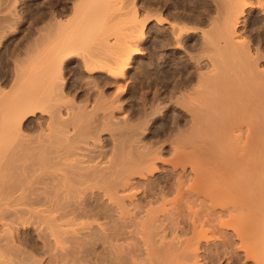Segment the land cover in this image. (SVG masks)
Segmentation results:
<instances>
[{
	"label": "bare ground",
	"instance_id": "1",
	"mask_svg": "<svg viewBox=\"0 0 264 264\" xmlns=\"http://www.w3.org/2000/svg\"><path fill=\"white\" fill-rule=\"evenodd\" d=\"M8 1L4 10L12 13L17 2ZM111 1L57 2L48 24L31 31L29 52L12 61L11 88L0 89V182L11 183L2 186L8 193L0 189L9 199L0 197L3 208L11 199L24 207L16 203L14 211L28 213L49 264H264V0H203L188 26L143 15L147 33L154 24L161 45L188 57L187 76L169 80L167 63L164 90L143 91V109L156 96L172 114L174 134L157 139L147 135V121L133 126L120 110L142 36L132 34L136 8L127 29L122 25L125 32L133 27L130 35L111 19L102 27V12L119 10ZM69 54L80 58L93 95L65 84L61 66ZM153 107L150 115L160 111ZM1 217L3 249L14 227ZM5 251L0 264H23L29 253L8 260Z\"/></svg>",
	"mask_w": 264,
	"mask_h": 264
},
{
	"label": "rangeland",
	"instance_id": "2",
	"mask_svg": "<svg viewBox=\"0 0 264 264\" xmlns=\"http://www.w3.org/2000/svg\"><path fill=\"white\" fill-rule=\"evenodd\" d=\"M1 1V0H0ZM61 2V0H16V2L17 3H15V8H12L11 9V11H13L12 13H9L8 12V10L6 11V10H4L6 7H7V4H9L8 2V0H2L1 2H0V19H2V20H4V21H6V22H3L4 24V26H5V28H7V29H5L6 30V33H4L2 36L0 35V84L2 85H0V89H4V91H9L10 90V88H11V81H12V68H13V66L12 65H14L13 64V62L12 61H16L15 59H16V56H19V55H21V56H19V58L20 57H23L24 55H26L28 52H29V50L31 49H29V46L27 45V42L28 41H30V38L29 37H31V35H32V32L31 31H33L34 32V30H36L35 28H38V26H44V25H47L48 24V22L49 21H47V20H50L49 19V14L51 13L50 11H51V9L53 10L54 8H56V3L57 2ZM63 1V0H62ZM67 1H71V0H67ZM111 0H109V2H110ZM114 1V0H113ZM145 1H146V3H147V0H116V1H114L113 2V4H111L112 3V1H111V3H109L110 4V6L112 7V5L114 6V4H116L117 5V9H119V10H116V6H114L115 8H113L112 7V9H114L115 10V12H114V10L111 12V10H109V12H111V14H116L117 12V16H119L120 15V13L119 12H123V13H121V17L119 16V17H116V15H114L113 14V16L112 15H110V13L108 12H102V16H103V14H105V19H103V17H101L102 19H101V21H102V23L104 22V24H103V26L102 27H104L105 28V26L106 25H108V27L110 26L109 24H111V22H112V25H114L115 27H118L119 25H121V28H120V26L118 27V28H120L121 30L123 29V27L125 26L126 27V29H127V25H129L128 23L129 22H131L132 20H130V19H132V18H129V15H130V17H134V16H132V14L134 13V8H136V14L134 13L133 15H135L137 18H135V20L133 21L134 23H135V21L137 22V23H140V27L138 26V24L136 23V29L139 31V30H143L142 32H144V33H141V31L140 32H138V33H136L137 32V30L135 29V28H133V32H135V33H133L132 32V34L133 35H136V34H139V36H134V37H137V39H139L141 36V41H140V39H139V43H138V46L139 47H142V49L140 48V51L142 52V53H139V54H137V55H134L133 56V58L131 59V65H130V67H129V69H128V73L126 74V77L125 78H127V81H126V86H125V89H124V92L122 93V95H121V98H122V101L120 102L121 103V109L120 110H123V111H125L126 112V114H127V117L129 118V120H130V122L132 123V125L133 126H135L134 124H136V123H141L142 121L143 122H145L146 123V121L148 122V123H146V125H147V127H148V129L147 130H149V132L148 133H150V134H148L147 133V135H151V136H149V138H151V137H154V138H163V137H165V136H168L169 134H171V133H173V132H175L174 130H175V128H172V127H174V124L172 123V114H171V111L170 110H166V111H164L165 110V108L163 109L162 107H161V105H163V103L164 102H161V100H159V99H157L156 100V96L155 97H153L152 98V101L154 100V102H152L151 101V103H149L148 104V106H146L145 105V109H143L142 107H143V104H142V95H143V91L144 90H146V92L148 91L149 93L150 92H152L153 93V91L152 90H154L156 87H160V82L161 81H163V80H167L166 79V77H164L163 76V73L160 71L161 70V68H165L164 66H165V64H170V66H166V68H168L167 70L169 71V74H171L170 76H169V80H173V78L175 79V78H177V77H179V75H180V77H181V75L182 76H187V74H188V66L186 65V63L185 62H187L188 61V57H186V56H184V58H183V56H181V55H179V54H181V53H179V52H175L172 48H170V47H168V46H164V45H161L162 43L160 42L161 40L159 39V36H157V33H154V31H153V29H155V27H154V24L152 23V22H150V24H153V29H151V32L150 33H147L148 31H147V24H148V22H149V19H147V18H144V16L143 15H145V13H147V11H148V13L145 15V17H147L148 15L150 16L151 14H156V12H157V16H158V14H161V17L163 18V20L165 21L166 20V22H171V21H174V23L176 22V23H180L181 25H185V24H187V26H188V24L189 25H192V22H190L189 23V21H187V18H191V17H189V16H191V14H193L194 12V10H195V8H199L200 7V9H204V1L203 0H150V3L147 5L146 3H145ZM158 1V2H157ZM203 1V2H202ZM108 2V1H107ZM107 2H105V5H106V3ZM119 3V4H118ZM155 3V4H154ZM156 3H158V6H157V4ZM2 4V5H1ZM6 4V5H5ZM108 4V5H109ZM143 4V5H142ZM154 4V5H153ZM159 4H160V6H159ZM120 5V6H119ZM145 5H147L146 7H150V5H152V8H151V10H150V8H147V9H149V10H146V8H145ZM158 7V8H160L159 10H158V8L156 7V6ZM204 7H203V6ZM2 6H4V7H2ZM110 6H106V7H108V9H110ZM153 6H155V7H153ZM123 7V8H122ZM121 8V9H120ZM153 8H154V10H153ZM155 8H156V10H158V11H156L155 10ZM196 9V10H199V9ZM130 9V11H127V10H129ZM192 9V10H191ZM4 10V11H3ZM69 10V9H68ZM68 10H67V12H65V14H67L68 13ZM107 10V9H106ZM146 10V11H145ZM6 11V12H5ZM10 11V12H11ZM16 11V12H15ZM117 11V12H116ZM152 11L153 12H155V13H152ZM191 11V12H190ZM201 11V10H200ZM3 12H5L7 15H6V17H5V14L3 13ZM8 12V13H7ZM190 12V13H189ZM128 13H129V15H128ZM150 13V14H149ZM179 13V14H178ZM13 14V15H12ZM108 14V15H107ZM119 14V15H118ZM184 14V15H183ZM11 15V16H10ZM70 15V13H68V16ZM181 15H183V16H181ZM10 16V17H9ZM110 18H109V17ZM142 16V17H141ZM4 19H3V18ZM9 17V18H8ZM108 17V18H107ZM111 17H115L116 18V20H115V18H114V20L111 18ZM142 18V20H145L144 22L143 21H141V18ZM160 17V16H159ZM185 17V18H184ZM6 18H8V19H6ZM45 18L47 19V20H45ZM64 18V17H63ZM118 18L120 19V21L121 20H123L124 22L122 23H120L119 21H118ZM123 18V19H122ZM128 18V19H127ZM144 18V19H143ZM174 20H173V19ZM182 18H184V19H182ZM13 19V20H12ZM112 21H111V20ZM125 19V20H124ZM137 19V20H136ZM139 19V20H138ZM179 19V20H178ZM46 21V22H44V25L43 24H41V22L42 21ZM105 20H110L109 22L107 21H105ZM127 20V21H126ZM130 20V21H129ZM183 20V21H182ZM189 20V19H188ZM191 20V19H190ZM8 21H10V23L8 22ZM55 20H53L52 21V23L54 22ZM116 21H118L117 23H116ZM147 21V22H146ZM56 22V21H55ZM54 22V23H55ZM106 22V23H105ZM132 22V23H133ZM184 22V23H183ZM14 23V24H13ZM43 23V22H42ZM45 23H47V24H45ZM109 23V24H108ZM116 23V24H115ZM132 23H130V24H132ZM143 23V25L144 26H141V24ZM6 24V25H5ZM118 24V25H117ZM126 24V25H125ZM8 25V26H7ZM53 25V24H52ZM105 25V26H104ZM111 25V27H110V29H111V32L112 33H110L111 35L113 34V28H114V31H116L115 30V27L114 26H112ZM122 25H123V27H122ZM41 26V27H42ZM41 27H39V28H41ZM142 27L144 28V29H142ZM10 28V29H9ZM104 28H101L102 30H104ZM118 28H116L117 30H118ZM132 28H131V31H132ZM12 29V30H11ZM107 29V28H106ZM125 29V28H124ZM123 29V30H124ZM108 31H109V29H107ZM107 30H106V33H107ZM122 30V31H123ZM134 30H136V31H134ZM11 31V32H10ZM127 32H125V30H124V32L127 34V33H129V32H131L130 30H126ZM153 31V32H152ZM123 32V33H124ZM156 32V31H155ZM124 33V34H125ZM108 34V33H107ZM142 34V35H141ZM129 35H130V33H129ZM144 35V36H143ZM187 36V34L185 35V37ZM139 37V38H138ZM28 40V41H27ZM160 40V41H159ZM189 41V42H188ZM94 41H92V43H93ZM192 42V40H191V38L189 37V36H187L186 37V44H185V46H186V48H189V50H191L192 49V45L194 44L193 42ZM92 46H94L92 43H91V41L89 42ZM89 43H85V46H86V48L85 49H91L92 50V48H90L91 47V45L89 44ZM89 44V46H87ZM190 45V46H189ZM28 46V47H27ZM97 45V43H96V47H94V48H100V46H98ZM148 49V50H147ZM182 51V50H181ZM23 52H25V53H23ZM191 52H193V51H191ZM16 53V54H15ZM18 54V55H17ZM24 54V55H23ZM15 55V56H14ZM23 55V56H22ZM69 55H70V57H69ZM68 55V59H65L64 60V62H63V64H62V66H61V71H62V74H64L63 76L65 77L64 78V80H65V84L69 87V89L71 88V89H73L74 91H77V92H85L86 90L88 91L89 90V93L91 94V95H93L94 94V92H93V88H90V83H88L87 82V80L89 79H85L86 77H87V73H86V76L84 75L85 73H84V71L81 69V65H80V58H78V56H79V54L77 53V55L78 56H75V55H73L72 56V54H69ZM15 57V58H14ZM80 57V56H79ZM18 58V57H17ZM79 61V62H78ZM179 61V62H178ZM166 62V63H165ZM176 64H177V66H178V64L179 65H181V67L180 66H176ZM143 65H144V67H147V68H144L143 67ZM146 65H148V66H146ZM80 67V68H79ZM137 67V68H136ZM169 67H171L170 69H169ZM173 67V68H172ZM180 67V68H179ZM66 68V69H65ZM134 69V70H133ZM145 69H147V70H145ZM173 70V72H174V75H173V72H172V70ZM80 70H82V72L80 71ZM179 70V71H178ZM148 72V74H146L147 72ZM146 72V73H145ZM172 72V73H171ZM82 73V74H81ZM138 73V74H137ZM79 74H80V76H79ZM99 74V73H98ZM176 74V75H175ZM94 75H96V73L94 74ZM94 75H92L94 78H96V76H94ZM129 75V76H128ZM85 78H84V77ZM100 76V75H99ZM99 76H97V78H98V80L99 81H106L105 79L107 78V77H105V76H103V74H101V76H100V78L101 79H99ZM177 76V77H176ZM80 77H83V79L82 78H80ZM89 77V76H88ZM11 79V80H10ZM82 80V81H81ZM10 81V82H9ZM151 81H152V83H151ZM6 82V83H5ZM173 82V81H172ZM148 83H151V84H148ZM11 84V85H10ZM65 85V86H66ZM89 87H88V86ZM114 84L112 83V84H108L107 86H106V92H107V95H110V93H111V95H110V97L111 96H114V90H115V87L113 86ZM149 85H151V86H149ZM66 86V87H67ZM87 86V87H86ZM5 87V88H4ZM67 87V88H68ZM129 87V88H128ZM9 88V89H8ZM87 88V89H86ZM90 88V89H89ZM113 88V89H112ZM131 88V89H130ZM151 90V91H149V89ZM160 91H163L164 90V88H161L160 87ZM72 90V91H73ZM166 90V89H165ZM169 90V89H168ZM168 90H167V93H166V91L164 92V95H165V93L168 95ZM86 91V92H87ZM145 93V92H144ZM81 94V93H80ZM125 94V95H124ZM167 95H165V96H167ZM163 99H167V97L166 98H163ZM156 101H159V104L160 103H162L160 106L158 105L157 106V104H158V102H156ZM163 101V100H162ZM167 103V102H166ZM151 104V105H150ZM154 104V105H153ZM142 105V106H141ZM155 106V107H159L160 109V113L159 112H157V113H155V114H151L150 115V113H148V111L150 112V111H152V107H150V106ZM165 105V104H164ZM148 108H150V109H148ZM154 108V107H153ZM143 109V110H142ZM146 110V111H145ZM143 111V112H142ZM162 111V112H161ZM146 112V114L148 113L149 115H150V117L149 116H147L146 114H144ZM167 112V113H166ZM36 115L37 116H40V114L39 113H36ZM145 115V116H144ZM153 115V116H152ZM162 115V116H161ZM28 116V117H27ZM26 116V118H24V119H26V120H30V119H32V120H35L34 118V116H32V115H27ZM36 116V117H37ZM147 116V117H146ZM142 117H144V118H142ZM147 118V119H146ZM143 119V120H142ZM144 119H145V121H144ZM129 120H128V122H129ZM129 122V123H130ZM168 122V123H167ZM183 122V121H182ZM130 123V124H131ZM137 125V124H136ZM165 125V126H164ZM150 126V127H149ZM165 127V128H164ZM168 127V128H167ZM151 129V131H150V129ZM156 128H158V129H160L159 131L158 130H155ZM156 132H155V131ZM162 130V131H161ZM172 130V131H171ZM29 130H27V132H28ZM32 130H30L29 132H31ZM161 132V133H160ZM160 133V134H159ZM166 134V135H165ZM174 134V133H173ZM172 134V135H173ZM2 182H0V184H1ZM5 182H3L2 184L3 185H1L0 186V189L2 188V186H5L6 187V189H8L7 188V185L6 184H8V186L11 184H9V183H5ZM5 187H3L2 188V190H4L5 189ZM5 189V190H6ZM2 190H0L1 192H0V194H1V196L0 197H2V195H3V197H5V194L6 193H8L7 192V190L3 193V191ZM5 198H7L8 199V196L6 195V197ZM5 198H3V199H5ZM1 199V198H0ZM2 199V200H3ZM1 200V201H2ZM14 200V199H13ZM25 201H27L28 200V198L26 197V199H24ZM23 200V201H24ZM1 201H0V204H1ZM6 201H9V199L8 200H6L5 199V202ZM11 202L10 203H5V205L7 204H11V203H13V204H11V206H5L4 208H3V204H1V207H2V210L3 211H1V212H3V213H1L0 212V215L1 216H3L4 215V219H6V220H3L2 219V217H1V219L7 224V225H9V223H11V225H13V227H14V230H13V232H12V226L10 227V230L11 231H9V230H7L9 233L11 232V234L12 233H14V235H13V237L14 236H16L15 238H13L12 237V235H10L9 237L10 238H12V239H14V241L13 240H11V241H13V244H11L12 242L7 238V236L8 235H5L6 234V232L4 233L3 232V234L5 235V237L4 236H2L3 238H7L9 241H8V243H10L9 245L10 246H12L11 247V249L12 248H14L15 247V244H16V247L15 248H19V246H20V248H22V249H18V251L17 252H19V251H26V252H24V253H28V254H26V256H27V258H26V256H25V259L22 257V256H24L25 254L24 253H22V252H19L18 254H20L21 253V258L22 259H24V260H22V263L23 264H25V262L28 264H30L31 262L33 263V264H36V262L39 260V264H49L48 262H47V252L44 250V249H46V247L44 246V244L43 243H41V242H43V241H41V240H43L42 238L40 239L39 238V236H37V233H36V236H35V233H33L34 231H33V227L32 226H30V225H32V224H30V223H27V222H29L30 221V218H28V213H26L27 215H24L25 214V211L23 210V212H21V215L22 216H20L18 213L20 212V210L22 211V209L20 208V210H18L19 212H17V211H14V209L16 208V206L14 205V204H16V205H18L19 207H23V206H21V204L19 205V202L17 201V202H15L14 203V201H16V200H14V201H12V199L10 200ZM14 206V207H13ZM11 207V208H10ZM18 207V208H19ZM10 209V211H9V209ZM18 208H16V209H18ZM24 208V207H23ZM15 209V210H16ZM12 211V212H11ZM5 212V213H4ZM14 212H16V213H14ZM10 213V214H9ZM15 214V215H14ZM14 215V216H13ZM16 215H18L19 216V218H18V216L17 217H15ZM23 216H25L24 218H26L25 220L22 218ZM13 218H15V219H13ZM17 218V219H16ZM24 220L23 222H22V219ZM8 219V220H7ZM14 220V221H12V220ZM19 219H21L20 221H19ZM16 220H18V221H16ZM28 220V221H27ZM2 221V222H3ZM7 221H10V222H7ZM25 221H26V224H25ZM13 222V223H12ZM18 222H20L21 224H17ZM0 223H1V221H0ZM22 224H23V226H22ZM29 224V225H28ZM16 225H17V228H16ZM18 233V234H17ZM30 235H29V234ZM2 234V235H3ZM8 234V233H7ZM17 234V235H16ZM29 236H32V238H30ZM34 236V237H33ZM38 239H37V238ZM34 238H36V239H34ZM16 239V240H15ZM28 239H31V240H28ZM32 239H34L35 241L33 242V240ZM40 239V240H39ZM30 241V242H29ZM31 241H32V243H31ZM36 241H38V242H36ZM36 242V243H35ZM8 243L7 242H2V244L4 245V244H6V245H1L2 247H4L3 249H4V251L6 250L5 249V246H7V250L5 251V252H7L6 253V255L8 254V251H9V254L10 253H12L11 255H7V257L6 258H8V260H9V258L14 254V253H16V254H14V255H16V256H20V255H18L17 254V252H15V248L14 249H10V246H8ZM17 244H20L19 246H17ZM42 244H43V246H42ZM8 247H9V249H8ZM3 249H1L0 248V250L1 251H3ZM16 249V250H17ZM14 250V251H13ZM0 251V252H1ZM11 251H13V252H11ZM4 253V252H3ZM33 255H31V254ZM24 254V255H23ZM30 254V255H29ZM46 254V255H45ZM5 253H4V258H5ZM35 255V256H34ZM44 255V256H43ZM28 256H30V258H28ZM14 256H12V258H13ZM34 257V258H33ZM35 257H36V259H35ZM20 258V259H21ZM33 260H32V259ZM27 259H31L32 261H30V262H28L29 260H27ZM38 259V260H37ZM45 259V260H44ZM21 261V260H20ZM23 261H25V262H23ZM35 262V263H34ZM31 263V264H32Z\"/></svg>",
	"mask_w": 264,
	"mask_h": 264
}]
</instances>
